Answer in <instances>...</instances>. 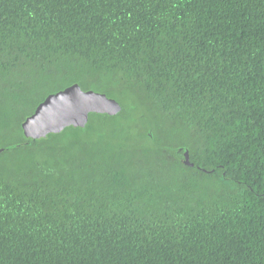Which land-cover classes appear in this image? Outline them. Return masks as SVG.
Segmentation results:
<instances>
[{
    "label": "trees",
    "instance_id": "16d2710c",
    "mask_svg": "<svg viewBox=\"0 0 264 264\" xmlns=\"http://www.w3.org/2000/svg\"><path fill=\"white\" fill-rule=\"evenodd\" d=\"M0 149V264H264V0H0Z\"/></svg>",
    "mask_w": 264,
    "mask_h": 264
},
{
    "label": "water",
    "instance_id": "95a60500",
    "mask_svg": "<svg viewBox=\"0 0 264 264\" xmlns=\"http://www.w3.org/2000/svg\"><path fill=\"white\" fill-rule=\"evenodd\" d=\"M122 110L121 104L104 93L83 90L80 85L73 84L63 90L50 94L41 102L35 111L22 123V131L26 138L38 140L49 134H58L66 128H84L90 114H107L115 116ZM3 150L0 149V153ZM184 164L194 167L189 161V154H184ZM206 172L205 169L198 167Z\"/></svg>",
    "mask_w": 264,
    "mask_h": 264
},
{
    "label": "rangeland",
    "instance_id": "374dc122",
    "mask_svg": "<svg viewBox=\"0 0 264 264\" xmlns=\"http://www.w3.org/2000/svg\"><path fill=\"white\" fill-rule=\"evenodd\" d=\"M89 90H92V89H89ZM94 91V90H93ZM97 92V91H96ZM114 98L115 99H118V100H120L118 97H116V96H114ZM113 98V99H114ZM131 139H132V143H137V141H138V137L135 135V134H132L131 135Z\"/></svg>",
    "mask_w": 264,
    "mask_h": 264
},
{
    "label": "flooded vegetation",
    "instance_id": "af4514ba",
    "mask_svg": "<svg viewBox=\"0 0 264 264\" xmlns=\"http://www.w3.org/2000/svg\"><path fill=\"white\" fill-rule=\"evenodd\" d=\"M186 151H184L183 155L185 154ZM184 160V159H183ZM198 168V167H197Z\"/></svg>",
    "mask_w": 264,
    "mask_h": 264
}]
</instances>
